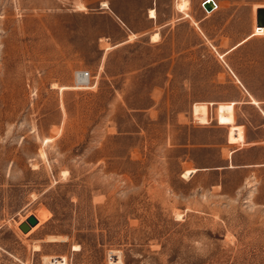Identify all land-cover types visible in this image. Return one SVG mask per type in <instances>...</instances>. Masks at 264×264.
Wrapping results in <instances>:
<instances>
[{"label":"rangeland","instance_id":"obj_1","mask_svg":"<svg viewBox=\"0 0 264 264\" xmlns=\"http://www.w3.org/2000/svg\"><path fill=\"white\" fill-rule=\"evenodd\" d=\"M181 1L0 0V264H264V0Z\"/></svg>","mask_w":264,"mask_h":264},{"label":"bare ground","instance_id":"obj_2","mask_svg":"<svg viewBox=\"0 0 264 264\" xmlns=\"http://www.w3.org/2000/svg\"><path fill=\"white\" fill-rule=\"evenodd\" d=\"M205 0H203L202 2H204ZM215 1V3L217 4V6H218V8H219V4H218V2L216 1V0H214ZM189 8V1L188 0H182L181 2H180V4H179V9L180 10H182V11H185V16H190V14H189V12L187 11V9ZM217 8V9H218ZM216 10V9H215ZM208 11V10H207ZM209 13H211L212 11H208ZM157 15H156V10L155 9H151L150 10V17L151 18H155ZM258 25V24H257ZM258 27L261 29V28H263L264 27V25L263 26H259L258 25ZM152 38H153V40H158L159 39V33L158 32H156V33H154L153 34V36H152ZM86 73V72H85ZM87 75V74H86ZM88 76V75H87ZM89 77V76H88ZM90 78V77H89ZM196 170H191V171H187V174L188 173H191V172H195ZM37 224V223H36ZM36 224H34V225H36ZM33 225V226H34ZM32 228V227H31Z\"/></svg>","mask_w":264,"mask_h":264},{"label":"water","instance_id":"obj_3","mask_svg":"<svg viewBox=\"0 0 264 264\" xmlns=\"http://www.w3.org/2000/svg\"><path fill=\"white\" fill-rule=\"evenodd\" d=\"M204 4H205V8L208 11H211L216 6V3L214 0H205ZM257 24L259 26L264 25V7H260L257 9ZM31 220L33 221L32 225L37 223L36 218L34 216L33 218H31Z\"/></svg>","mask_w":264,"mask_h":264},{"label":"crops","instance_id":"obj_4","mask_svg":"<svg viewBox=\"0 0 264 264\" xmlns=\"http://www.w3.org/2000/svg\"><path fill=\"white\" fill-rule=\"evenodd\" d=\"M249 36V35H248ZM254 36V35H253ZM253 36H251V37H249L247 40H245V41H243V40H241L240 42H238L237 44H235L232 48H230V50L229 51H231V50H233V49H235V48H237L240 44H242V43H245V42H247V41H249ZM229 51H227V52H229ZM226 52V53H227ZM225 53V54H226ZM250 103H252V101L250 102ZM260 103V101H257V103H252V104H259ZM262 117H263V121H262V125H264V110L262 109ZM239 125H243L244 126V128H246V124L245 123H240ZM229 133V132H228ZM245 137H247V135L245 134ZM245 140V139H244ZM249 140V139H248ZM264 141V139H261V142H263ZM252 142V144L253 145H255V144H257L258 142L260 143V141L259 140H254V141H251ZM195 169H197L196 171H195V173L197 172V171H200L202 168H195Z\"/></svg>","mask_w":264,"mask_h":264},{"label":"built area","instance_id":"obj_5","mask_svg":"<svg viewBox=\"0 0 264 264\" xmlns=\"http://www.w3.org/2000/svg\"><path fill=\"white\" fill-rule=\"evenodd\" d=\"M202 6L205 8V4L204 2H202ZM218 6L216 4V6L211 10V11H215V9L217 10ZM206 9V8H205ZM207 10V9H206ZM89 76V72L86 73Z\"/></svg>","mask_w":264,"mask_h":264}]
</instances>
